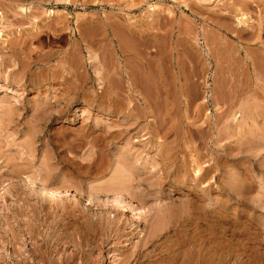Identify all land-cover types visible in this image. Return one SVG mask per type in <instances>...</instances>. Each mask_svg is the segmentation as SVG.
Returning a JSON list of instances; mask_svg holds the SVG:
<instances>
[{"label": "rangeland", "instance_id": "374dc122", "mask_svg": "<svg viewBox=\"0 0 264 264\" xmlns=\"http://www.w3.org/2000/svg\"><path fill=\"white\" fill-rule=\"evenodd\" d=\"M191 244L264 264V0H0V264Z\"/></svg>", "mask_w": 264, "mask_h": 264}, {"label": "bare ground", "instance_id": "6f19581e", "mask_svg": "<svg viewBox=\"0 0 264 264\" xmlns=\"http://www.w3.org/2000/svg\"><path fill=\"white\" fill-rule=\"evenodd\" d=\"M2 3V2H1ZM3 4V3H2ZM4 5V4H3ZM8 8V7H7ZM13 11V10H12ZM11 13H15L14 11L13 12H11ZM15 14H17V13H15ZM22 14V13H21ZM10 16V15H9ZM18 16V15H17ZM29 16V15H28ZM26 17V16H25ZM14 18H15V16H14ZM22 20V19H21ZM24 20V19H23ZM239 20V19H238ZM241 20V19H240ZM27 21H29V20H27ZM46 20H44V22H45ZM65 21V20H64ZM10 22V21H9ZM16 22V21H15ZM49 22V21H48ZM61 22V21H60ZM87 22V21H86ZM86 22H80V21H76L75 22V24H74V31L76 32V34H77V37H78V39L80 40V41H82V43H84L85 42V40H84V36H83V34L81 33V28H83V27H85L86 25V27H88V25L90 26V27H92L93 28V26L95 27L97 24H100V21H98L97 19H91V20H88V23H86ZM106 22V21H105ZM238 22V21H237ZM41 23H43V22H40V25H41ZM57 23V22H56ZM59 23V22H58ZM57 23V25H60L61 26V23L60 24H58ZM66 23V22H65ZM64 24V23H63ZM43 25H46L45 23L43 24ZM101 27L100 28H102L103 29V31L105 30V27H108V25L107 24H105V23H102L101 25H100ZM41 27H43V28H48V27H46V26H42L41 25ZM67 27V26H66ZM97 27V26H96ZM95 27V28H96ZM61 29H62V27H60ZM59 28V29H60ZM97 29V28H96ZM126 33H127V37H131L130 36V34H133V31L127 26L126 27ZM160 29V28H159ZM45 30V29H44ZM90 30V29H89ZM102 30H101V33H104ZM42 32H44L43 31V29H42ZM97 32H99V31H97ZM111 32H113V31H111ZM40 33V32H39ZM93 34V33H92ZM102 35V34H101ZM104 35H105V33H104ZM112 35H114L115 36V34L114 33H112ZM123 35H126L125 33L123 34ZM113 36V37H114ZM146 37H154V35H149V34H147V35H145ZM9 37V36H8ZM126 37V36H125ZM139 37V36H138ZM101 38V37H100ZM105 38V37H104ZM7 39V38H6ZM126 39H128V38H126ZM141 39V38H140ZM7 42V41H6ZM5 43V42H4ZM95 43V42H94ZM10 45V44H9ZM26 45V44H25ZM93 46H95V44L93 45ZM160 46V45H159ZM10 48V47H9ZM26 48V47H25ZM89 49V47H87V50ZM29 50V49H28ZM31 50V49H30ZM29 50V51H30ZM22 51V50H21ZM28 51V52H29ZM31 52V51H30ZM87 52V51H86ZM92 52V51H91ZM87 53H89V52H87ZM90 54V53H89ZM95 54V53H94ZM123 54V53H122ZM91 55V54H90ZM88 58H89V60H90V62H89V64H94L93 65V67H95L93 70V75H95V77H97V78H99V76L98 75H100V71H99V66H98V63H95L96 62V57L95 56H91V57H89L88 56ZM46 59V58H45ZM143 59V58H142ZM142 61H144V60H142ZM123 62V61H122ZM145 62V61H144ZM124 63L126 64V62H125V60H124ZM140 63V62H139ZM101 64V63H100ZM124 64V66H123V71L125 72V67H126V65ZM141 64V63H140ZM101 66V65H100ZM22 68V67H21ZM126 73V72H125ZM127 75V74H126ZM101 76V75H100ZM127 77V76H126ZM20 81V80H19ZM145 103V102H144ZM121 170V169H120ZM119 173V172H118ZM123 173H124V171H123ZM166 177V176H165ZM136 178V177H135ZM204 178L202 177V176H200V177H198V178H194V179H192V182H193V189L194 188H197V186L199 185V184H202L203 182H204V180H203ZM120 180V179H119ZM206 180V179H205ZM208 181V180H207ZM119 181H117V183H118ZM158 182V181H157ZM169 182H170V180H169ZM120 183H122L121 181L118 183V184H116V186L118 187V189L120 188H122L121 186H123V184L121 185ZM161 189V188H160ZM207 189H208V187H206V189H204V188H200V190L201 191H203L204 193H206V191H207ZM200 191V192H201ZM190 195V194H189ZM193 196V195H192ZM194 208V207H193ZM204 211V210H203ZM187 219V218H186ZM114 225H115V223H113ZM113 225V226H114ZM183 227H184V224L182 225ZM140 232H142V231H140ZM15 236V235H14ZM157 237V233H155V232H153V231H149V232H147V238L149 239H147L146 241H147V243H150L152 240H154V238H156ZM145 238V237H144ZM62 239V238H61ZM146 243V242H145ZM143 244V245H146V244ZM151 245V244H150ZM143 247V246H142ZM150 248V247H149ZM190 249L189 250H183L182 251V253H178V256H176L177 257V259H176V257H175V259H176V264H210V261H209V258H208V255H207V250H206V248L205 247H197L196 248V246L195 245H192L191 244V246L189 247ZM140 253V252H139ZM170 259V258H169ZM45 262V261H44ZM162 262V261H161Z\"/></svg>", "mask_w": 264, "mask_h": 264}]
</instances>
